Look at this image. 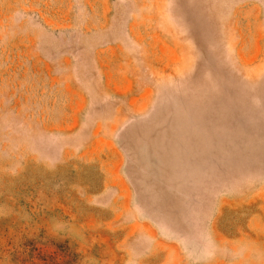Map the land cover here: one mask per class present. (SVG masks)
<instances>
[{"label": "rangeland", "instance_id": "obj_1", "mask_svg": "<svg viewBox=\"0 0 264 264\" xmlns=\"http://www.w3.org/2000/svg\"><path fill=\"white\" fill-rule=\"evenodd\" d=\"M263 196L264 0H0V264H264Z\"/></svg>", "mask_w": 264, "mask_h": 264}, {"label": "crops", "instance_id": "obj_2", "mask_svg": "<svg viewBox=\"0 0 264 264\" xmlns=\"http://www.w3.org/2000/svg\"><path fill=\"white\" fill-rule=\"evenodd\" d=\"M248 227L254 233L264 230V196L260 205V212L254 215L248 223ZM124 241L141 242L145 248L137 253L126 251V264H191L184 255V246L180 240H167L161 235L155 224L151 222H135L127 224L124 228ZM245 237L230 239L226 241L228 250L234 256L230 260L222 258L204 260L202 264H260V261L252 259L247 261L245 254ZM224 242V241H223Z\"/></svg>", "mask_w": 264, "mask_h": 264}]
</instances>
